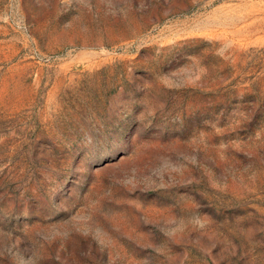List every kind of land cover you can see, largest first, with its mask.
I'll use <instances>...</instances> for the list:
<instances>
[{"label":"rangeland","instance_id":"rangeland-1","mask_svg":"<svg viewBox=\"0 0 264 264\" xmlns=\"http://www.w3.org/2000/svg\"><path fill=\"white\" fill-rule=\"evenodd\" d=\"M0 264H264V0H0Z\"/></svg>","mask_w":264,"mask_h":264}]
</instances>
